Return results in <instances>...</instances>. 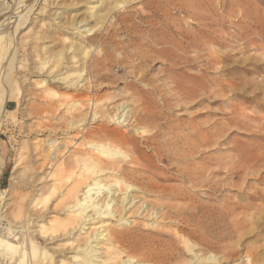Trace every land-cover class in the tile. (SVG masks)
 Wrapping results in <instances>:
<instances>
[{"label":"rangeland","instance_id":"obj_1","mask_svg":"<svg viewBox=\"0 0 264 264\" xmlns=\"http://www.w3.org/2000/svg\"><path fill=\"white\" fill-rule=\"evenodd\" d=\"M17 2L0 0V24L16 17ZM27 2L34 7L27 23L6 43L13 67L0 72L13 93L0 131L1 212L19 221L27 199L33 213L46 208L35 206L33 187L19 182L32 186L51 172L37 146L46 138L67 140L72 114L92 111L94 98L101 117L71 131L63 159L79 177L83 164L76 159L92 140L129 155L116 163L139 188L136 206H143L128 214L127 225L111 221L128 234L115 240L124 259L156 263L157 255L174 252V263L219 264L210 257L226 255L220 245L231 244L242 248L233 262L247 263L248 246L249 264H264V0ZM65 71L73 86L59 82ZM197 85V94L186 93ZM78 100L87 105L74 106ZM123 103L130 122L108 120ZM100 128L109 135H90ZM71 182L58 190L49 182L40 198L53 195L49 205L56 204ZM65 238L51 247L65 249ZM0 264L15 262L0 250Z\"/></svg>","mask_w":264,"mask_h":264},{"label":"bare ground","instance_id":"obj_2","mask_svg":"<svg viewBox=\"0 0 264 264\" xmlns=\"http://www.w3.org/2000/svg\"><path fill=\"white\" fill-rule=\"evenodd\" d=\"M25 1L26 0H19V2H17L18 6L16 10L20 8L22 9L16 12V17H12L13 20H11L12 18L10 17L11 19L6 21L7 24H4L5 21L0 24L3 26H0V72L4 68V66L6 70L13 67V58H9V56L6 57V43L9 39L13 38L18 29H20L22 26H25L28 21L27 19L29 17V14L34 8L31 4L28 6L30 1L27 2L25 6H23ZM106 1L107 0H101V3H105ZM27 6L28 8H26ZM116 6H119V1H117ZM24 9L26 10L24 11ZM95 11H97V9ZM95 15L96 17L98 16L99 18H101L99 14ZM89 30L90 28L88 29V32ZM49 59H51V56H49ZM62 61L63 58H60L58 60V63L63 64ZM1 73L0 131L2 130L4 124L5 115L7 114L6 112L9 111V101L13 97L11 89L9 90L7 88V82L9 83L10 81H8L9 79H7L6 76ZM66 73L67 72L65 71L58 74V76L60 77L59 82H62V80H64L66 81V83L73 86V83L75 81L69 80V75L66 76ZM55 75L57 76V74ZM44 81L43 84L45 85ZM78 82L79 78L76 81L77 85ZM91 83L92 82H90V84ZM228 87H232V85H229ZM193 89L194 91L186 93L197 94L199 86H194ZM225 89L227 90V87H225ZM75 102L76 103L74 106L81 105L82 107L87 105V103L83 105L79 100ZM98 103L99 102L97 101V99L92 98L89 100V105L95 110H90V112L87 113L79 110V112L77 111V113L72 114V120L68 122L66 130H64V135H66L64 139L68 138L69 140L67 139L65 141H58L57 138H53L51 137L52 135H50L51 138H46V140H43V143H41L39 147L37 146V153H39L43 157V161L45 160L44 162H42V165H46L47 167H49V169H51V172L46 173V176L44 178L36 176L33 179L35 184H33L32 186L25 181L19 183L23 188L27 186L31 188L33 187L30 196L34 194H36V196L34 200H32V202H34L35 206L44 203L46 208L42 207L39 210L35 209L37 213H33L28 207V202L30 199H27L26 203L23 206L24 210L22 219L19 221H13L11 220L12 218L9 217L10 215L8 216L9 213L7 211L1 212L4 206L2 208L0 206V250L4 255L8 256L10 260L14 261L15 264H57L59 262L60 264H187V261H179L174 263L173 261H177L175 260L176 253L174 252H167L157 255L156 257H154V261L156 263H151L149 259L143 260V258H139V260L136 259V261L133 262L135 256H128V254L127 256L129 257V259H124L123 255L125 253L123 254V252L118 248L115 240H120L121 238L123 240H127L126 235L128 234H125V232L120 230L119 226L127 225V222L129 221L128 214H138L142 209L143 204L142 206H136L138 200H142V197H140L139 195L140 190L137 185H135V183L127 179V173L124 172L125 168H123V171H121V165L116 163L119 157L127 158V156H129L124 150H122V148L119 147L120 145L116 146L107 141L96 142L92 140L88 142V147H90L89 150L87 148L81 151L84 154L82 155V157L76 159L77 163L83 164L81 169L82 171L79 174V177H74L73 173H70L69 164L66 163V158L63 159L64 155H66V153L70 150L69 143L72 141V136L68 135L71 133V131L80 129L81 127L83 130L85 128H90L92 123L101 117L98 110H96ZM119 104L117 106V108L120 110L119 113L113 114V116H109L108 120L112 119L116 123L126 125L128 124V122H130V108L124 103L120 106ZM71 108H68L70 109L68 111H71ZM46 126L47 130H50L52 125L49 124ZM49 132H54V135H56L57 133L51 130ZM90 135H97V137L99 136L98 138L104 139L102 137L108 136L109 132L104 128H100L98 132H90ZM122 139L124 140V138ZM137 159L138 158L136 157V160ZM38 165H41V163ZM49 178L51 179V181H48ZM70 180H72V182L69 184L67 192H63L61 199L56 204L52 203L51 205H49V202H51L53 195L48 198H40L42 192H45L50 186L49 182H52V184L54 183V189L58 190V188L60 187L59 185L65 184ZM37 193H40L38 199ZM141 203L143 202H140V204ZM32 208L34 207L32 206ZM148 208H150L149 213H151L152 210L155 211L154 208ZM52 213L54 214L51 215ZM112 220L116 221V225L119 228H117V226H111ZM36 223H38V226H34L36 225ZM74 232H77L78 234L76 235ZM83 234H86V236L84 237L82 242L80 237L83 236ZM62 236H64V238L66 237V248H52L51 244L57 243L58 239ZM230 236H232V233L230 234ZM42 242H47V244L42 245ZM185 244L186 243H184V245ZM187 246L190 249V252L192 251V248H194L190 243ZM220 247L224 248L223 251L226 253V255H220L221 258H219L218 256H213L210 257V260H214L219 264H243L242 261L240 263L233 262L235 255H238V253L242 250V248H240L241 246L239 247L236 245L228 244L220 245ZM221 248L220 251L222 250ZM243 248L246 249V264H249V262L251 261V259L249 258V247L245 246ZM182 249L179 250L183 252ZM198 255L199 254H197L195 258H197V261L200 262L202 258ZM257 256L259 257V255ZM240 258H238V260ZM184 260L186 259L184 258ZM191 260H189V262ZM194 260L192 262H194Z\"/></svg>","mask_w":264,"mask_h":264}]
</instances>
